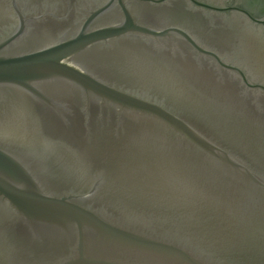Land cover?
Masks as SVG:
<instances>
[{
	"label": "water",
	"instance_id": "1",
	"mask_svg": "<svg viewBox=\"0 0 264 264\" xmlns=\"http://www.w3.org/2000/svg\"><path fill=\"white\" fill-rule=\"evenodd\" d=\"M175 1L0 0V264H264L255 56Z\"/></svg>",
	"mask_w": 264,
	"mask_h": 264
},
{
	"label": "flooded vegetation",
	"instance_id": "2",
	"mask_svg": "<svg viewBox=\"0 0 264 264\" xmlns=\"http://www.w3.org/2000/svg\"><path fill=\"white\" fill-rule=\"evenodd\" d=\"M201 4L216 6L218 8H222V12H215L211 9H204L193 6L189 0H177L172 5L168 6V10L166 12L173 13L180 18L179 22L184 23V25L188 26L191 30L200 31L201 29H205L206 26L212 22L211 17H226L233 16L234 22H237L238 28L240 32L245 34H240V38H246V42L244 40L243 45H248L252 50L250 54H254V67L256 70L255 78H257L263 86H264V0H259L258 2H253L252 0H194ZM122 11V10H121ZM123 12H121L122 14ZM246 13L248 17L244 14ZM189 17V18H187ZM211 38L208 40L213 41L214 37H206ZM242 41H239L241 43ZM230 53H235L234 51H228ZM253 75V76H254ZM11 105V104H10ZM9 105V108H12ZM20 105V104H19ZM19 107V106H18ZM27 109L30 113V123L31 126L37 128L43 126L42 121L36 117L37 107L39 106L32 104L29 100L24 102V105H21ZM20 107V108H21ZM17 107L15 106L10 112L7 107V120L8 124L13 125L14 122L17 125H20L17 120L19 118V110H15ZM13 119V122L12 120ZM38 141V140H37Z\"/></svg>",
	"mask_w": 264,
	"mask_h": 264
}]
</instances>
